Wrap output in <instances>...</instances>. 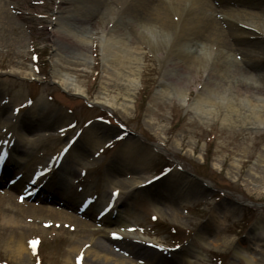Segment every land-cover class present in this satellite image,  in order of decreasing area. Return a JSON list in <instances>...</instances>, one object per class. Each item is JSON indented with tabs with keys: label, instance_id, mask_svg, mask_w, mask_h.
<instances>
[{
	"label": "rangeland",
	"instance_id": "374dc122",
	"mask_svg": "<svg viewBox=\"0 0 264 264\" xmlns=\"http://www.w3.org/2000/svg\"><path fill=\"white\" fill-rule=\"evenodd\" d=\"M9 4L10 15L18 26L13 28L11 25L7 31H0V109L5 107L7 115L14 120L9 122L10 127L6 125L0 129V149L3 146L13 147V124L16 120L17 124L21 119L26 121L33 115L30 107L34 102L40 101L54 109H50L52 115L47 121L43 120V124L32 119V123L38 125L30 135L45 136L35 144L32 162L36 164L27 169L24 166L31 161L24 154L13 153L12 160L9 159L10 150L1 154L5 161L0 160V163L3 162L0 169L7 176L0 178V191H8V181L27 176L26 180L30 179L32 183L28 203L41 205L40 195L58 185L51 187L50 182L43 183L44 180L55 179L56 174L52 171L42 178H35L36 173L49 163H57L54 166L61 171L72 170L67 182L70 189L77 190L80 182H84L81 183L83 187L80 188L83 189L79 199L83 207L93 209L95 216L105 217L113 212V218L117 215L125 221L110 226L105 222L98 223L87 215L80 216L91 224L92 235L83 233L77 225L70 227L68 222H62L67 226V229L63 228L65 231L50 233L37 228L24 231L0 228V264H66L69 259V264H83L84 253H71L73 241H79L78 245L96 241L113 230L125 231L127 239L141 242L143 251L174 252V260L170 264H264V108L259 103V99L264 100V34L247 27L243 30L248 34L238 33L245 42L251 43L246 42L250 47H257L253 63L257 75L263 77L261 83L257 81L262 90L239 92L237 95L231 86L240 81V76L227 73V84L215 81L213 85L211 91L214 96L217 95L219 103L206 119L192 108L207 78V70L212 68L214 55L207 62H200L196 76H193L196 71L179 76L184 86V98L180 101V90H175L162 79L160 59L145 47L140 56L134 90L126 80L121 83L106 77L100 44L101 25L85 30L79 28L78 24L68 20L76 13L66 0H9ZM60 5L62 8L58 9ZM56 22H62L65 28L91 42L81 48L56 38L54 31L60 30ZM186 49L196 55L205 53L204 44L200 43ZM235 59L238 60L230 55L229 64ZM219 69L225 71V67ZM57 70L84 88L87 92L85 97L64 91L54 79ZM29 72L34 76L21 75ZM243 81L248 84L253 82L251 79ZM163 82L168 85L165 95H161L160 84ZM125 83L132 95L128 113L120 110L127 92ZM105 95L108 98L117 96L116 108L96 101L98 96ZM229 102L235 108L230 115L235 119L234 123L225 120ZM253 107L259 112L258 121L246 117ZM243 114L246 118H242ZM58 117L64 122L59 123ZM5 118L2 120L5 121ZM100 128L104 133H110L111 139L108 138L105 144H96L88 159L77 157L75 148L88 142L92 129ZM127 137L140 141L152 156L141 165L140 170L127 164L131 172L123 175L121 166L124 163L116 159V152ZM74 143H77L75 147ZM86 162L88 165L84 167ZM12 163L16 165L14 168ZM233 166L237 168L236 179L227 174ZM115 167L121 169L123 176H116L119 179L131 181L142 176L156 182L178 172L182 178L185 176L186 184L182 185L183 189L177 195L168 196L170 200L155 195L148 198L138 192L128 196L122 190L119 193L108 176V171ZM192 180L202 185L190 189ZM18 194L16 196L22 195ZM110 195L123 200L124 206L102 210L104 206L117 204L118 200L113 203ZM56 205L49 204L60 207ZM157 206L161 207V213L157 211ZM173 217H177L176 221ZM258 221L261 224L256 227ZM10 238H25L29 252L26 260L14 259L7 250L6 242ZM216 240L226 241V244L220 243L221 246L217 247L213 244ZM120 242L125 241L119 239L117 245ZM182 250L187 251V256H184L186 251L179 252ZM237 251L242 256L236 254Z\"/></svg>",
	"mask_w": 264,
	"mask_h": 264
},
{
	"label": "bare ground",
	"instance_id": "6f19581e",
	"mask_svg": "<svg viewBox=\"0 0 264 264\" xmlns=\"http://www.w3.org/2000/svg\"><path fill=\"white\" fill-rule=\"evenodd\" d=\"M66 2L71 4L76 13L68 20L78 24L79 28L85 30L88 27L95 28L96 25H101L100 44L102 60L104 61L103 73H105L106 77L110 76L111 79L121 83L126 80L130 86L134 87V90L137 76L139 75L140 56L144 53L145 47L149 48V51L160 59L163 69L162 79L163 81H168L169 85L174 86L175 90H180L178 96L180 101L184 98L182 90L184 86L183 80L179 76L187 72L193 74L195 71L193 76H196L200 62H207L214 55L212 68L207 70V78L192 108L205 117L214 113L212 110L219 103L216 101L215 96L217 95L214 96L213 94L215 93L211 90L217 81L221 85L227 84V73L233 72L235 75L240 76V81L231 86V89L236 91L237 95L240 94L239 92H253L254 90L260 92L262 90L257 81L261 83L263 77L257 75L253 63L257 57V47H250L248 44L250 42L246 41L248 42L246 43L245 39L239 37L238 33L248 34L245 29L243 30L244 27H247L264 34V0H66ZM7 6H10L9 0H0V31H7L11 25L13 28L18 26L13 21ZM57 8H62V6L60 5ZM56 24L60 28V30L54 31L56 38L76 46L79 45L81 48L91 42L82 35L73 33L70 28H65L62 22H56ZM165 38L168 39L163 40ZM199 43L204 44L205 53L202 55H196L186 49L188 46H194ZM230 55L238 58V60L235 59L229 64ZM220 60L221 64L219 63ZM55 67L57 66L55 65ZM221 67H225V71H221L219 69ZM213 68L218 69V71H213ZM56 72L54 79L64 91L85 97L87 92L84 88L76 84L67 74L62 75L59 70ZM21 75L34 76L31 72L21 73ZM213 79L214 83L211 84ZM245 79H251L253 82L248 84L243 81ZM128 84H123L127 92L125 94V102L120 106V110L125 113H128L131 108L132 95ZM160 87L162 88L161 95L167 94L166 87L168 85L163 82ZM96 101L111 108H116L117 106V96L113 98H108L107 95L104 97L98 96ZM259 103H262L261 107L264 108V100L259 99ZM231 104L229 102L227 107L228 115H226L225 120L234 123L235 119L231 118L230 115L235 111V108ZM255 108L253 107V110L249 109L250 115H246V117L250 120L255 119L258 121L259 112L255 111ZM50 109L53 110L54 108L36 101L30 107V112L32 111L33 115L28 120L23 121L21 119L18 124V120L15 121L13 124L15 143L13 147L7 148V150L12 152L10 160L13 159V153L24 154L28 161H31L29 162L30 164L26 162L24 168L29 169L31 164L32 166L36 164L34 161L32 162V157L35 155V144L42 141L45 136L40 134L36 135V137L30 135L33 128L38 125H34L35 123H32V119L40 120V124L45 123L43 120L47 121V118L52 115ZM5 116L6 120L3 121L4 119L2 120V118ZM244 117L245 114H243L242 118ZM13 118L7 115L5 107L0 109V122L3 121L2 124L0 123V129L6 125L10 127L9 122H13ZM57 119L59 123L64 122L63 120L61 121L60 117ZM149 123L152 124L151 121ZM110 136V133H104L101 128L100 130L92 129L88 135V142L75 148L77 157L82 159L85 156L88 159L87 157L91 154L90 151L94 146L101 143L105 144ZM76 144L74 143L73 146L75 147ZM143 147L140 141L131 140V137H127L122 142L116 152V159L124 163L121 166L123 175L131 172L126 167L127 164L133 165L136 170H140L142 168L141 165L146 163L149 156H152L150 151ZM5 151L1 149L0 155L5 153ZM12 165L13 168L16 166L13 163ZM86 165H88L87 162L84 167ZM117 168L119 169L117 170ZM121 169L120 167H115L113 170L110 169L108 176L113 180L111 182H113L115 188L118 191L126 192L128 196L138 192L148 198L155 195L161 196L160 198L165 200H170L168 196L173 195L174 197L183 189L182 185L186 184L185 176L182 178V174L178 172L171 173L152 184L147 181L149 177L140 176L138 179L131 181L126 178L119 179L117 177L122 175L120 173ZM235 169L237 168L233 166L227 172L232 179L237 178L238 173ZM53 173L56 174L55 179L44 180L43 183L48 181L51 187L54 185H58V187L55 189L50 188L48 189L49 192L40 195L39 200L43 202L41 205L28 203L31 195H27V184H29V180H26L27 176H23L22 179L20 178L13 183L7 182L8 191H0V228L10 227L12 230L19 229L21 231L37 228L42 232L50 233L49 231H65L63 228L67 229V226H64L62 222H68L70 227H72L71 225H77L80 227V231L85 234L91 233L92 235L94 231L92 232L89 229L91 224L83 220L82 216L87 215L97 222H105L110 226H116L125 221L117 215L113 218V212L105 215V217L98 214L95 216L93 209L82 208L79 199L82 197L80 195L82 194L81 189H83L80 188L83 187L81 183L84 182H80L77 190L75 188L72 190L67 186L72 170L67 169L64 171L62 169L61 171L58 169L57 173ZM4 176L6 177L7 173H2V177ZM115 178L116 180H114ZM201 185L197 180H192L190 189ZM67 189H70V191ZM18 193L27 195V198L21 201ZM16 194L18 195L16 196ZM110 198L112 202L118 200L115 205L116 208L124 206L123 203L125 202L120 198L111 195ZM157 202L160 201L157 200ZM48 203L59 204L58 206L60 207H52ZM63 208H66V210ZM156 208L161 213V207L157 206ZM67 210H71L73 213ZM173 218L176 221L177 217ZM260 224V221H258L256 227ZM113 233H118V239L112 235ZM127 235L128 233L125 231L113 230L110 231L108 236L96 241H86L78 245L79 241L75 242L74 240L70 250L71 253H76L77 255L84 253L83 264H170L171 260H174L159 252L143 251L142 243L127 239ZM24 239L16 240L15 238H10L6 242L7 250L18 261H24L29 256L26 240L24 242ZM119 239H123L125 242H120V245H117ZM220 243L225 245L226 241L219 242V240H216L213 244L219 247L221 246ZM144 246L148 245L144 244ZM183 251L186 250L179 252ZM184 253L182 254L187 256V251ZM236 254L242 256L239 251ZM133 258L137 261H133ZM67 261L66 264H69L70 259Z\"/></svg>",
	"mask_w": 264,
	"mask_h": 264
},
{
	"label": "snow or ice",
	"instance_id": "6c2138e0",
	"mask_svg": "<svg viewBox=\"0 0 264 264\" xmlns=\"http://www.w3.org/2000/svg\"><path fill=\"white\" fill-rule=\"evenodd\" d=\"M97 155H99V153H97ZM117 194H118V192H117ZM20 199H21V201H23L25 199V197L23 195H21ZM131 231H135V229H131ZM112 235L115 237V236H118V233H113ZM33 245H35V242H33ZM157 247H159V245H157Z\"/></svg>",
	"mask_w": 264,
	"mask_h": 264
}]
</instances>
